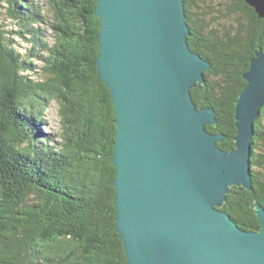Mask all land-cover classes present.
I'll list each match as a JSON object with an SVG mask.
<instances>
[{"label":"trees","instance_id":"trees-1","mask_svg":"<svg viewBox=\"0 0 264 264\" xmlns=\"http://www.w3.org/2000/svg\"><path fill=\"white\" fill-rule=\"evenodd\" d=\"M248 23L220 34L200 4L184 0L191 31L188 44L207 60L205 83L191 90L195 105L213 109L230 151L237 133L235 105L255 52L264 50V19L245 0H235ZM99 0H49L53 20L36 0H0V264H128L115 230L116 167L112 159L118 126L110 90L99 81L96 61ZM17 26L7 30L1 21ZM57 41H47L45 25ZM16 38L28 44L24 54ZM36 76L46 80L36 81ZM61 103L67 132L54 143L45 112ZM87 135L82 144L75 132ZM53 142L54 145H50ZM264 107L252 139V190L233 188L222 208L247 232L260 222L252 205L264 208Z\"/></svg>","mask_w":264,"mask_h":264},{"label":"water","instance_id":"water-1","mask_svg":"<svg viewBox=\"0 0 264 264\" xmlns=\"http://www.w3.org/2000/svg\"><path fill=\"white\" fill-rule=\"evenodd\" d=\"M264 19V0H245ZM96 61L111 92L118 126L115 230L128 264H264V208L252 205L260 229L247 232L222 211L232 189L252 190L251 142L264 107V50L255 52L235 105V147L213 109L191 90L211 68L191 51L184 0H99Z\"/></svg>","mask_w":264,"mask_h":264},{"label":"rangeland","instance_id":"rangeland-1","mask_svg":"<svg viewBox=\"0 0 264 264\" xmlns=\"http://www.w3.org/2000/svg\"><path fill=\"white\" fill-rule=\"evenodd\" d=\"M36 2L42 6L44 12L46 15L50 18V22H54L53 20V11L52 7L49 3V0H36ZM201 8L206 13V20H208L211 25H214L213 27L222 33H230L239 30L241 27H245L248 23L247 16L242 12H233L235 7H238L239 4L235 0H204L203 3L200 4ZM6 26L7 30H15L17 29V26L14 25L11 21H3L1 20ZM47 30V41L50 45H54L57 41V37L55 36L54 30L47 25H45ZM17 42V49L19 53L24 54L28 48V44L23 42L21 38H16ZM36 81L46 80L45 76H36ZM60 110H61V103L54 99L51 101L49 106L46 109L45 112V120L47 128L45 131H47L52 137L51 139H54V143H61L63 142V135L67 132L65 129V126L62 122V118L60 116ZM87 135L85 132H82V128L77 129L75 132V141L78 144H82L83 140L86 139ZM50 145H54L53 142ZM261 150H259V153L264 154V146L261 145Z\"/></svg>","mask_w":264,"mask_h":264},{"label":"bare ground","instance_id":"bare-ground-1","mask_svg":"<svg viewBox=\"0 0 264 264\" xmlns=\"http://www.w3.org/2000/svg\"><path fill=\"white\" fill-rule=\"evenodd\" d=\"M219 146V145H218Z\"/></svg>","mask_w":264,"mask_h":264}]
</instances>
